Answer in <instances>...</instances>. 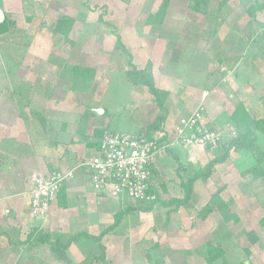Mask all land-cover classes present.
I'll return each mask as SVG.
<instances>
[{"label":"rangeland","instance_id":"374dc122","mask_svg":"<svg viewBox=\"0 0 264 264\" xmlns=\"http://www.w3.org/2000/svg\"><path fill=\"white\" fill-rule=\"evenodd\" d=\"M212 1L213 4H211ZM246 1L239 8L240 15H245L244 20H246V17L249 18L247 7L251 3V0H249L246 5ZM188 2L189 0H170L163 26L167 30H174L178 33L179 39L174 42L159 39L158 36H155L157 34L151 31V25H149L151 22L148 20V13L154 14L158 10L161 0H129L127 4H124L121 0H36L32 1L33 10L31 14L24 12L25 5L23 6V4V12L18 7L13 8L12 13L7 12V20L9 26L15 24L13 26L14 30L10 34L0 35V122L5 118L16 117L20 113V109H25L27 119H33V122L38 125L36 128L39 132L43 128L53 130V124L49 123L53 122L51 118H54L51 108L54 104H62L72 107L81 106L83 110L86 109L84 106L99 109L103 111L101 116H111L114 113L121 114L126 119L125 127L134 126L136 127L135 132H145L147 126L153 120H150L147 126H141V128H138L133 122L136 121V116H139L137 106L132 105L135 101L136 93L134 92L138 90L137 86L132 85L126 78L124 71L127 67L124 62L116 58L118 52L106 53V50L112 49L113 42L111 41H114L115 38L113 35L110 36L105 46L102 45L101 40L106 38L110 32L120 35L122 44L133 56V64L138 70L139 68H145L147 63L150 62L152 77L159 89V84L164 83V78L177 77L180 79V86L176 83L170 84L172 94L176 92L175 90H177L176 95L180 93V88L184 85L183 77L187 75L188 70L191 71V74H196L197 70L199 72L204 71L205 74H210V77L217 76V78L222 79L220 71L215 69L219 67L218 63L216 65L212 61L214 57H226L224 51L220 52L222 48L216 49V46H214L218 31L213 36L210 27H214L216 24L210 22L207 32L204 27H200L201 19L199 17L197 19L200 20L197 23L189 20L187 14L192 13L189 12L191 8L188 7ZM262 2L264 3V0ZM217 3H219V0H207V5L210 4L208 6L210 10L215 9ZM13 14L16 15L13 16ZM193 14L195 13L193 12ZM28 16H30L29 21L26 20ZM183 16L188 19L183 18ZM237 16L241 18L239 13H237ZM61 18H71L73 20L69 35L67 37L60 34L49 37L45 35L47 29L52 28L54 23ZM17 30L18 32H16ZM87 30L88 33L93 30L94 34L82 40L81 34ZM193 31L195 35H198L193 48L198 55H194L192 59H185L187 49L185 46L188 47V44H193L190 37ZM23 34L31 38L28 45L23 40L25 38ZM13 38L23 40L22 46L15 44ZM203 45L205 49H202ZM208 46H210V49H208V54L205 55L203 52L207 51ZM247 47L244 44L234 54L243 58V62L249 63ZM175 50L181 55L174 56ZM255 59V65L258 63L262 66L261 60L263 58L261 59V56L258 55ZM258 70L260 71V68ZM43 75L47 76V80H43ZM200 90L195 92L194 96H199ZM26 92L28 93L27 96H25ZM224 94L223 98L217 97L218 103L212 102L208 105L211 113L216 108L222 107L224 110L223 115H225L226 110L230 111L232 106H235L237 100L230 102L228 100L229 93L224 92ZM261 95L251 106L245 107L254 118L264 117V90L261 91ZM206 96L207 94L202 92L200 99L197 101L202 102L203 107L205 106ZM177 100V98H173L174 102L172 104L179 108L181 104H176ZM184 103L183 111L185 112L191 105V101H188V95ZM32 108L40 109V112H38L39 110L36 112L39 113L37 118H34L36 114L32 112L34 111ZM142 108L145 109V107ZM205 111L204 107V114ZM141 112L143 111L141 110ZM144 113L146 115L147 111ZM42 119L46 122L45 127L42 126ZM61 123L63 122H58V124ZM2 129L0 130V145L3 142L5 144V140H7V132ZM32 130H34V127L29 128L27 132L25 129L23 130L20 124H13L12 132L22 131L24 137H20L21 142L25 138L32 144ZM23 131L26 132V135ZM229 135L228 132L224 133V142L218 148H215L214 156L222 153V147L225 146L227 139L236 137L231 135L226 137ZM257 146L260 151L256 154V160L258 162L263 161L262 164L264 165V160H262V156H264V135H257ZM192 148L199 150L197 147H191L190 149ZM2 152L6 153L4 150ZM234 156H238V161L234 164L238 171V165L244 166L245 158H240L237 153L232 151L228 158ZM154 163L153 169L157 171L159 169L156 164L157 161ZM181 164V175L188 174L186 171L189 167L185 163ZM230 164L225 168L229 167ZM204 165L203 162H199L197 167L201 169L205 167ZM170 170L169 168L168 171ZM172 176L175 178V173ZM187 177L183 176V179ZM235 177L236 179L233 178V181L229 182V187L238 198H236V203L232 201L233 212L238 214L239 217L237 223H225L216 214L215 216L219 221L208 220L205 223L202 220H197L196 225L191 229L188 228V225L183 226L182 223L177 221L170 226V223H166L167 227H164L165 225H160V223H163L165 211L159 206V210L157 213L154 212L153 217L146 216L143 218L145 220L144 226L139 234H142V237L136 234L134 239L128 241L119 243L113 240L110 242V246L108 245V258L105 256L103 264H148L143 254L149 248V245L154 242L160 244L159 247L164 254L161 264H207L195 251L205 250L208 243L217 244L221 247L224 252L225 264H238L240 262L264 264V178L258 182H253L250 177L242 179L239 173ZM212 179L215 184H209L207 187H204V182L197 181V183L199 182L197 190L202 198L196 201L194 208L196 205L197 207L195 210L197 208L199 210L201 205L208 201L214 190V185H216V189L221 186H225V189H227L226 185L222 183V178L215 176ZM168 195L170 197H182L181 193H168ZM227 195L228 198L231 197V194ZM165 198H167L166 194H162L161 199ZM133 203L140 205L136 202ZM189 218V215L186 214L183 220H186V222L193 220L192 217ZM35 219L44 220L46 217ZM148 220H153V223ZM169 220H181V218L173 214L170 215ZM158 224L161 228L157 230ZM183 227H186L184 231L182 230ZM250 234L257 237L255 243L250 240ZM43 249L41 256L33 255L38 248L36 250L34 248L29 249V254L32 257L30 256L31 259L24 260L23 264H56V262L61 264L65 262L55 256L48 247H43ZM12 258L10 264L14 263L18 256ZM222 262V259H219L214 264H223Z\"/></svg>","mask_w":264,"mask_h":264},{"label":"crops","instance_id":"0c3cea01","mask_svg":"<svg viewBox=\"0 0 264 264\" xmlns=\"http://www.w3.org/2000/svg\"><path fill=\"white\" fill-rule=\"evenodd\" d=\"M248 3L249 0L245 2L246 5ZM22 4L23 0H0V9L3 11L4 19L5 16L8 15L7 12L12 13V9L15 7L20 8L21 12H23ZM211 4H213V1ZM242 4L244 5V1L241 0H219L216 8L213 10L208 8L206 14L201 11L196 12L192 9L189 10L192 14H187L190 18L189 20L193 21V23H197L201 19L200 27H204L207 32V28L210 27V22L216 24L215 28L217 29L214 30L215 33L218 31V34H216L214 46H216V49L222 48L220 52L224 51L226 55L224 58L214 57L212 59L216 65L218 63L219 67L215 69L220 71L222 79L217 78V76L210 77V74L204 73L203 81L206 87L200 90L201 93L207 94L204 106L206 113L204 117L208 127L212 130L224 131L226 124L231 123L230 116L236 105L242 104L244 107L251 106L254 101L262 96L261 91L264 90V52H262L264 50V9L257 13L255 20H251L249 16L248 19L246 17V20H244L243 18L245 15H240L239 12V8H241ZM192 11L195 14H193ZM237 13H239L241 18L237 16ZM15 15L16 14H13V16ZM198 17L200 18L199 20L197 19ZM183 18L188 19L185 16H183ZM210 28L212 34L213 27ZM104 41L102 43L105 46L107 41L106 39H104ZM244 44L246 47L249 46L247 47V56H249L247 59L250 60L249 63L243 62V58L237 57L234 54L237 49L244 46ZM202 49H205L204 45ZM208 49H210V46L207 47V51L203 52L205 55L208 54ZM106 51H110V49ZM258 55L261 56V59L263 58V60L260 59L262 61V66L258 65V63L255 65L254 60H256L255 58H257ZM258 68H260V71ZM46 77L47 76L43 75V80H45ZM216 78L217 81L215 80ZM163 82V84H159L160 89L169 93L166 105L168 114L164 124V131L169 133L180 118L187 116L195 106L199 104L197 101L200 99L201 93L199 96H194V93L197 92L199 88L193 85H183L180 88L181 91L179 94L176 95L177 90L172 94L170 84L176 83L179 85L180 79L177 77L172 79L167 77L164 78ZM137 89L138 90L134 92L136 93L135 101L132 105L137 106V113H139V116H136V121L134 120L133 122H135L138 128H141V126H147L150 120L152 121L160 114V110L153 103L152 97L146 88L137 86ZM224 92L229 93L228 100L230 102L232 100H237V103L235 106H232L230 111L226 110L225 115H223L224 110L222 107L216 108V110L211 113L208 109V105L212 102L218 103L217 97L223 98L225 95ZM27 94L26 92L25 96H27ZM187 95L188 101H191V105L189 109L187 107L188 110L184 112L183 106H185L184 102ZM173 98L178 99L175 103L181 104L179 108H177L175 104H172V102H174ZM221 102H223V100H221ZM35 107H37V105H35ZM84 107H86L87 110L85 108V110H83L81 106L72 107L54 104L53 108H51V113L54 114V118H51L53 122H49L53 124V130L43 128V130L39 132L36 128L38 125L33 122V119L30 120L31 118H29L28 120L27 114L25 113L26 110H21L20 108V113L17 114L16 117L12 116V118L9 119L5 118V120L0 122V130L3 128L2 130L7 132V140H5L7 146H4V142L0 145V264H10L13 256H18V259L15 261L18 264H23L24 260L31 259L32 256L29 254V250L26 253L24 249L25 243H22L23 245H20V243L26 242L32 232L47 234L52 237V239L58 237L61 241L71 240L74 237L80 238V235L95 237L105 228L112 225L118 213H124V226H122V228H117L114 232H110L101 238V244L106 250L105 256L108 258V245L110 246L111 241L115 240V242L121 243L134 239L136 234H140L141 228L144 226L145 220H143V218L146 216L153 217L154 212L157 213L159 208L162 207L161 203H157L149 213L138 212L139 207L143 205L142 203H138L140 205H137L127 198L115 199L106 195H100L93 190L89 181L90 173L85 166V163L94 156L98 150L100 138L93 137V130L94 128L103 129L107 127L112 115H95L93 112L95 109L88 108L87 106ZM142 107H145V109ZM32 109L34 110L32 112L36 114L34 118H37L39 113L36 112L37 110L40 112V109ZM141 110L143 112H141ZM145 111H147L146 115L144 113ZM247 113L249 114V111H247ZM250 117L252 116L250 115ZM41 122L43 124L42 126L45 127L46 122L43 121V119ZM58 122L63 123L58 124ZM13 124H20L23 130L25 129L27 132L29 128L34 127V130H32L33 143L30 144V141L25 138H23L21 142L20 137H24L22 136L23 133L22 131L17 133L12 132ZM30 125L32 126L30 127ZM134 129H136V127H134ZM23 132L26 135V132ZM167 143H169V138L167 139ZM167 149H169L172 156L176 157L181 163H185L189 168H187L186 172H188V174L186 175L176 173L178 171L177 164L173 157L169 156L167 151H165L166 148H163L159 152L157 158H155L156 160H154V162L157 161L156 164L159 169L157 171L153 169L155 164L153 162V179L150 188H152L154 194H158L161 197L162 194H166L167 198L161 199L163 201L181 198L175 196L170 197L168 193L182 194L183 190L181 188V183L183 176L187 177L198 170L199 167H197V164H199V162H203L205 164L204 166H206L213 157H216L214 156L215 148L198 150L188 147H167ZM2 150L6 153H3ZM237 161L238 156H234L226 159L223 163L215 165L212 167L210 178L203 183L204 187H207L209 184H215L212 177L215 178V176H217V178H222V183L226 185L227 189L221 193V198L226 200L228 198L227 194H231V197L228 199L234 203H236L237 195L232 193L229 182L233 181V178L236 179L235 176L238 175V171L234 166ZM229 164L231 167L225 168V166ZM169 168L171 169L170 171H168ZM53 170H74L73 177L64 181L61 185L56 200L52 203L46 219H35L31 216L28 206L29 196L34 187V179L36 177H45ZM189 170L191 171L189 172ZM174 173L175 178L172 176ZM198 183H194L193 191L199 199L202 197L199 196L200 194L197 190ZM216 190V185H214L212 193ZM205 204H202L199 210ZM196 207L197 205L195 208ZM233 207L232 204V210ZM163 210L165 211L164 220L160 225L164 224V227H167L166 223H170V226L171 224H175L174 222L176 221L182 223L183 226L188 225L189 229L196 225L197 220H188L187 222L183 220L184 215L187 214L183 209L177 211L170 210L171 212H166L165 209ZM196 210H198V208ZM173 214L181 218V220H169L170 215ZM216 214H218L216 211L213 212L204 222L207 223L208 220H218L215 216ZM189 217V219H191V216ZM148 221L153 223V220ZM159 228L161 227H159L158 224L156 229L158 230ZM185 229L186 227L182 228L183 231ZM139 237H142V234L139 235ZM43 247L48 246H38L36 247L38 250L34 248L36 251L34 254V250L31 253L41 256L44 250ZM65 255V262L61 264H80L83 260L79 246L75 243H71L68 246ZM5 260L6 262H4ZM56 264L60 263L56 262Z\"/></svg>","mask_w":264,"mask_h":264},{"label":"trees","instance_id":"16d2710c","mask_svg":"<svg viewBox=\"0 0 264 264\" xmlns=\"http://www.w3.org/2000/svg\"><path fill=\"white\" fill-rule=\"evenodd\" d=\"M33 0H23V6H24V12H28L27 14H31L33 10L32 5ZM124 4H127L129 0H121ZM245 1V0H241ZM170 0H161V3L158 7V10L154 14L148 13V20L152 23L151 25V31L158 36L159 39L167 40V41H177L179 39V35L174 30H167L164 28L163 24L165 21L167 9L169 7ZM193 3V4H191ZM188 7H190L192 10L201 11L206 14V10L208 9L207 0H189ZM202 8V9H201ZM264 9V3L262 0H251V3H249L247 7V14L250 17L251 20H255L256 15L258 12L262 11ZM101 19V18H100ZM26 20H30V16L26 18ZM7 16H5L4 21L0 24V35L6 34V33H12L13 26L15 24H12V26H9ZM73 20L71 18H61L57 20L52 28L46 30L45 35L53 36L56 34H60L64 37H67L69 35L70 29L72 28ZM192 25V24H190ZM216 25L213 27L212 35H215V28ZM195 31V28H194ZM194 31L192 32V35H190L193 44H188V47L185 46L186 49V57L193 58L194 55H198L193 48L195 47V42L198 39V35L194 34ZM18 32V30L16 31ZM93 33V30L88 33L87 31H83L81 34L82 40L85 37L91 36ZM25 38L23 40L26 41V45L29 44L28 41H31V38L23 34ZM114 36L115 42H113V47L110 51H107L106 53H110L112 51L118 52L116 58L121 60L125 63L127 69L124 71L126 78L132 83L134 86L143 87L146 88L148 93L152 97L153 103L159 108L160 114H158L153 121L147 126V129L145 131V135L149 138L155 134H159L158 137V143L159 145H163L166 147V150L168 155L173 157L177 164L178 174H181L182 171V164L181 162L174 156H172L169 149H167V139H168V133L164 131V124L166 122L167 118V111H166V105L169 98V93L166 91H163L156 87L154 83V79L152 77V71H151V64L150 62L147 63L145 68L143 69H137L133 64V56L128 52V50L124 47L122 44V40L120 35L116 34L115 32H110L108 36L104 39L106 41L110 38V36ZM189 37V38H190ZM102 38V41H104ZM23 40L15 39L13 38V42L17 45L22 46ZM190 41V42H192ZM105 42V41H104ZM103 44V43H102ZM191 45V46H190ZM192 49H190V48ZM184 48V49H185ZM188 50V51H187ZM264 52V50L262 51ZM174 56L178 57V52L175 50L173 53ZM181 55V54H180ZM179 55V56H180ZM203 74L204 71H198L196 74H191V71L188 70V73L186 76H184V85H193L195 87H198L199 89L205 88V84L203 81ZM184 75V74H183ZM198 84V86H197ZM126 119L125 117L121 116V114H114L111 117L110 123L105 128H94L93 130V137L94 138H101L105 132H129V133H138L139 131L135 132L136 129H134V126H128L125 127ZM230 122L229 124L234 125L233 127L236 130V137H232L226 140V144L224 147H222V153L215 158H213L210 162L206 164L204 168L198 169L191 173L186 179H182L181 188L183 190L182 197L178 199H170L167 201L161 200V196L158 194L156 195V199L151 203L143 204L141 207H139L138 212L143 213H149L153 210V207L157 203H161V206L163 209L167 211L170 210H179L184 209L189 216L192 217L193 220H206L213 212H217L225 223H237L239 221L238 215L233 212L231 209L232 201L223 200L221 198V193L225 190V186L219 187L214 193H212L206 202V204L200 209L195 210L194 205L196 201L198 200V196L194 193L193 187L194 183L197 181L205 182L208 178H210L212 174V167H214L216 164L223 163L228 159L230 152H235L239 155L240 158L244 159V166L241 167L238 165V173L239 176L242 179H246L250 177V180L253 182H258L259 180L264 178V165L262 162H258L256 160V154L260 151V149L257 146V135L262 134L264 135V117L260 119H256L253 117H250V115L247 113L245 107L242 104L236 105L233 113L230 116ZM226 137H230L226 136ZM224 138V137H223ZM223 139L219 146L223 144ZM99 146V143H98ZM218 146V147H219ZM217 147V148H218ZM262 160H264V156H262ZM150 194H154L152 188L149 189ZM137 212V213H138ZM171 212V211H170ZM125 214L124 213H118L115 216V219L109 227L105 228L98 236H88V235H80V238H72L71 240L67 241H61L60 238L55 237L52 239L47 234L44 233H35L32 232L30 237L26 242H21L20 245H23L22 243H25V250L26 253L31 248H36L41 245H47L50 251L57 257H59L61 260L66 259L65 251L67 250L68 246L71 243H75L79 246L80 253L83 255V260L80 264H95V263H104L105 262V253L106 250L104 246L101 244V238L107 235L108 233L114 232L117 228H122L124 226L123 218ZM263 223V222H262ZM250 240L252 243H255L257 241V237L252 234H250ZM214 244V243H213ZM206 250V251H205ZM202 249V251H195L199 256L202 257L205 263L207 264H214L219 259H222V263L224 262V252L221 249V247L217 244H207L206 249ZM143 257L145 258L146 262L148 264H161L163 262L164 254L162 253L160 247L156 243H152L149 245V248H147L143 254ZM238 264H245V262H240ZM248 264H251L250 262Z\"/></svg>","mask_w":264,"mask_h":264},{"label":"built area","instance_id":"2783aa9c","mask_svg":"<svg viewBox=\"0 0 264 264\" xmlns=\"http://www.w3.org/2000/svg\"><path fill=\"white\" fill-rule=\"evenodd\" d=\"M236 136L235 128L226 124L224 131L212 130L204 118L202 102L182 117L168 133L167 147H197L214 149L224 133ZM159 134L105 132L99 140L96 154L86 163L93 190L111 198H127L132 202L151 203L156 199L149 189L153 179L152 166L164 148L158 143ZM74 170H53L45 177H36L28 206L34 218H45L64 181L73 177Z\"/></svg>","mask_w":264,"mask_h":264},{"label":"water","instance_id":"95a60500","mask_svg":"<svg viewBox=\"0 0 264 264\" xmlns=\"http://www.w3.org/2000/svg\"><path fill=\"white\" fill-rule=\"evenodd\" d=\"M4 21V14H3V11L0 9V24ZM94 114L95 115H100L103 113L102 110H99V109H95L93 110ZM245 264H247V262H245Z\"/></svg>","mask_w":264,"mask_h":264}]
</instances>
